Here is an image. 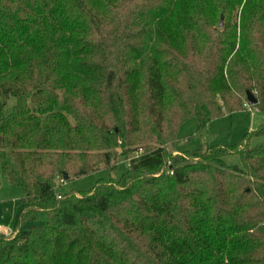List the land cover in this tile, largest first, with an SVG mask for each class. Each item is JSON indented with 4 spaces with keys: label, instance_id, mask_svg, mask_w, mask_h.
Segmentation results:
<instances>
[{
    "label": "trees",
    "instance_id": "obj_1",
    "mask_svg": "<svg viewBox=\"0 0 264 264\" xmlns=\"http://www.w3.org/2000/svg\"><path fill=\"white\" fill-rule=\"evenodd\" d=\"M247 92L264 110V0H0V178L25 203L0 264H264V121L167 149ZM140 149L121 180L61 190Z\"/></svg>",
    "mask_w": 264,
    "mask_h": 264
},
{
    "label": "rangeland",
    "instance_id": "obj_2",
    "mask_svg": "<svg viewBox=\"0 0 264 264\" xmlns=\"http://www.w3.org/2000/svg\"><path fill=\"white\" fill-rule=\"evenodd\" d=\"M16 104V99L11 96L5 103L0 98V122L6 113L10 112ZM250 108V109H249ZM264 121V110L259 111L253 107L245 106V110L233 112L216 118L209 122L206 127L197 132L195 118L185 121L177 134V140L174 144H168L167 149L174 154L184 155L187 152L200 149L203 144L206 145H236L246 135L258 129V126ZM261 140V137L253 136L249 138V144L255 145ZM122 152V150H119ZM140 150H133L127 155L120 157L117 166L113 171L99 169L92 174L72 179L69 182H61L63 192H82L88 191L94 187L99 180L113 178L121 180L123 174L128 170L129 160L136 157ZM228 165H241V160L236 154L224 157ZM0 232L8 229L13 231L1 232L13 234L15 224L22 214L25 203L23 202V190L20 187L12 186L6 182L2 175L0 178ZM32 222L27 223L30 226Z\"/></svg>",
    "mask_w": 264,
    "mask_h": 264
},
{
    "label": "water",
    "instance_id": "obj_3",
    "mask_svg": "<svg viewBox=\"0 0 264 264\" xmlns=\"http://www.w3.org/2000/svg\"><path fill=\"white\" fill-rule=\"evenodd\" d=\"M218 26L219 27L222 26V19L221 18H220V21H219ZM246 97H247V102H248L249 106H253V105L257 104L258 100H257V98L255 96H253L252 93L247 92L246 93ZM63 179L64 180H67L68 179L67 174H64V178Z\"/></svg>",
    "mask_w": 264,
    "mask_h": 264
},
{
    "label": "built area",
    "instance_id": "obj_4",
    "mask_svg": "<svg viewBox=\"0 0 264 264\" xmlns=\"http://www.w3.org/2000/svg\"><path fill=\"white\" fill-rule=\"evenodd\" d=\"M246 106L250 107L249 104H246ZM249 109H250V108H249ZM60 181H61V182H65L64 179H61ZM60 198H61V197H60Z\"/></svg>",
    "mask_w": 264,
    "mask_h": 264
},
{
    "label": "crops",
    "instance_id": "obj_5",
    "mask_svg": "<svg viewBox=\"0 0 264 264\" xmlns=\"http://www.w3.org/2000/svg\"><path fill=\"white\" fill-rule=\"evenodd\" d=\"M7 231H13V229H8V230H5V231H1V232H7Z\"/></svg>",
    "mask_w": 264,
    "mask_h": 264
}]
</instances>
